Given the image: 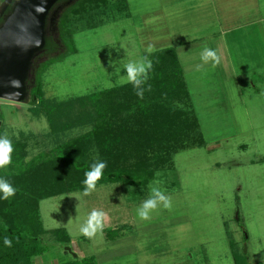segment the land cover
Segmentation results:
<instances>
[{
	"label": "rangeland",
	"instance_id": "rangeland-1",
	"mask_svg": "<svg viewBox=\"0 0 264 264\" xmlns=\"http://www.w3.org/2000/svg\"><path fill=\"white\" fill-rule=\"evenodd\" d=\"M74 25L65 52L39 71L47 98L126 84H116L113 62L123 75L119 61L148 55L149 44L150 57L175 48L205 145L178 153L174 169L158 172L154 181L171 197L170 209L142 220L136 210L149 186L101 185L87 196L41 201L45 228L67 229L72 251L98 264H235L237 249L249 264H264V0H111L88 26ZM205 45L218 50L221 63L197 71ZM33 107L0 99V136L12 144L31 136L30 156L49 150L47 117ZM94 208L107 216L103 233L89 239L79 228ZM105 229L120 231L109 239ZM65 248L50 243L34 264L75 259Z\"/></svg>",
	"mask_w": 264,
	"mask_h": 264
},
{
	"label": "trees",
	"instance_id": "trees-1",
	"mask_svg": "<svg viewBox=\"0 0 264 264\" xmlns=\"http://www.w3.org/2000/svg\"><path fill=\"white\" fill-rule=\"evenodd\" d=\"M109 2L78 0L61 12L56 30L61 45L47 39L45 62L65 52L64 39L73 40L75 21L80 28L88 26L106 13ZM150 59L153 68L143 99L130 83L68 100L49 99L38 76L44 62L35 68L32 110L47 117L49 150L44 147L30 156L31 136H26L12 144L11 163L0 168V178L16 188L7 200L0 193V264H34L50 250V243L71 245L67 229L45 228L40 203L83 191L85 173L96 159L107 164L96 187L120 183L148 188L158 172L174 169L178 153L205 145L177 51L159 50ZM119 231L105 229L109 239ZM5 237L11 239V247L5 246ZM233 255L235 264H249L243 251L237 249ZM60 264L98 263L94 257L77 256Z\"/></svg>",
	"mask_w": 264,
	"mask_h": 264
},
{
	"label": "clouds",
	"instance_id": "clouds-1",
	"mask_svg": "<svg viewBox=\"0 0 264 264\" xmlns=\"http://www.w3.org/2000/svg\"><path fill=\"white\" fill-rule=\"evenodd\" d=\"M148 55L142 56L137 60H128L127 62L119 61L123 68V75H121V67L117 66L118 62H113L112 67L115 69L114 76L116 77V84L121 82L130 83L135 90L136 95L144 98L145 85L147 84L149 73L153 68V62L149 58L154 52V46L149 44L146 49ZM201 63L196 64L194 67L197 71H201L205 65H211L215 68L221 63L222 56L216 49L209 48L207 45L199 54ZM13 86H19V81H13ZM147 90L151 91V85L147 86ZM19 93H9L10 98H16ZM182 107L181 105H178ZM13 151L11 139L7 134L0 136V168H4L11 163V153ZM107 167L106 162L96 159L90 166V169L85 173V180L83 181L84 190L83 195H90L96 190L97 182L102 178L103 171ZM159 175V173H157ZM158 181L150 184V195L145 199L137 208V215L142 220L151 218V214L159 207L163 206L165 209L172 207L171 197L166 195L163 190L158 186ZM130 192L135 191L133 188L129 189ZM0 193L3 194V199L7 200L16 194V188L12 183L5 179L0 178ZM107 214L98 209H93L87 216L86 221L79 228L81 234L85 237L92 239L98 233L102 234L105 227V220ZM6 247L12 246L10 238H4Z\"/></svg>",
	"mask_w": 264,
	"mask_h": 264
},
{
	"label": "water",
	"instance_id": "water-1",
	"mask_svg": "<svg viewBox=\"0 0 264 264\" xmlns=\"http://www.w3.org/2000/svg\"><path fill=\"white\" fill-rule=\"evenodd\" d=\"M58 1L19 0L0 28V99L14 103L31 102L36 79L34 60L44 52L46 19ZM46 60L42 59L40 64ZM13 81H19V86L14 87ZM9 93L19 95L10 98ZM65 250L77 258L70 247Z\"/></svg>",
	"mask_w": 264,
	"mask_h": 264
},
{
	"label": "flooded vegetation",
	"instance_id": "flooded-vegetation-1",
	"mask_svg": "<svg viewBox=\"0 0 264 264\" xmlns=\"http://www.w3.org/2000/svg\"><path fill=\"white\" fill-rule=\"evenodd\" d=\"M19 0H0V28L5 23L8 16L13 12L14 6ZM78 0H59L50 10L46 19V46L47 39L52 38L58 45H61L58 39V34L56 33L57 24L60 19L61 12H63L70 4L77 2ZM42 53L39 57L34 60V69L40 66V61L46 59Z\"/></svg>",
	"mask_w": 264,
	"mask_h": 264
}]
</instances>
